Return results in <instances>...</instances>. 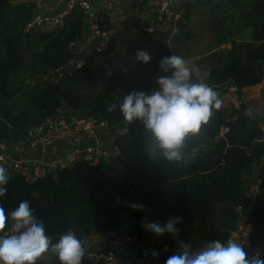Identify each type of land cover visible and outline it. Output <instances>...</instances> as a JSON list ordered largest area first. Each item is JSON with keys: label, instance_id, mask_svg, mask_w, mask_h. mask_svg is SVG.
Masks as SVG:
<instances>
[{"label": "trees", "instance_id": "1", "mask_svg": "<svg viewBox=\"0 0 264 264\" xmlns=\"http://www.w3.org/2000/svg\"><path fill=\"white\" fill-rule=\"evenodd\" d=\"M192 4L200 6L205 1L193 0L186 8ZM33 15L31 3L10 5L9 0H0V102L8 103L28 89V108L15 115L7 111L0 117V141L6 146L26 147L29 130L64 110L66 114L107 121L120 132L115 143L118 154L106 164L79 163L33 182L9 175L3 200L7 212L21 200H29L53 241L69 230L81 241L94 233L118 232L125 229L126 214L137 232L145 220L163 224L170 217L182 216L183 223L177 225L179 236L165 234L166 239L173 248H180L181 243L203 248L215 240L225 243L229 232L239 224V210H244L250 214L256 239L264 243V133L254 115L249 118L247 110L243 115L232 109V116L227 117L224 111L213 109L209 123L199 134L186 139L182 161L150 160L148 134L139 122L129 124L124 120L116 99L119 89L127 92L131 87L146 88L147 84L139 81L129 87L123 68L114 66L92 94L62 89L64 80L75 78L79 72L91 76L89 67L72 76H54L74 58L69 45L81 41L86 15L77 8L60 33H27L24 28ZM151 36L146 39L148 43ZM168 36H158L153 68L159 67L161 58L171 56ZM114 46L115 41H111L100 56H109ZM262 65L264 21L257 24L250 41H231L203 83L219 96L230 85L240 91L262 81ZM193 80L199 83L195 75ZM112 106L114 110L109 111ZM261 113L264 118V99ZM255 167L259 182L252 196L251 183L244 176ZM132 205H142L144 210ZM10 229L9 223L5 230ZM170 256L155 262L165 264ZM47 259L58 261L45 254L37 264H45Z\"/></svg>", "mask_w": 264, "mask_h": 264}, {"label": "clouds", "instance_id": "2", "mask_svg": "<svg viewBox=\"0 0 264 264\" xmlns=\"http://www.w3.org/2000/svg\"><path fill=\"white\" fill-rule=\"evenodd\" d=\"M152 56L137 51L136 60L150 63ZM161 75L152 91H132L120 99L119 110L129 124L139 122L148 134L147 153L150 160L164 159L180 162L184 159L182 148L186 139L200 133L207 125L213 109H220L222 101L217 91L207 83L194 82L193 74L198 71L190 67L178 55L166 56L159 60ZM115 106L108 110L113 111ZM253 117L251 109L245 113ZM9 174L0 166V264H37L47 254L59 264H82L86 250L76 232L69 230L56 241L47 234L45 221L41 219L29 200H21L10 213L3 206L7 196L6 185ZM133 208L144 210L142 205ZM182 216L170 217L165 223L145 222L144 230L157 237L170 234L178 237ZM11 230L6 231V225ZM154 258L158 251H152ZM165 264H264L259 254L248 257L242 244L234 240L222 243L219 240L208 243L202 250L193 251L190 245L181 243L180 251L168 257Z\"/></svg>", "mask_w": 264, "mask_h": 264}, {"label": "built area", "instance_id": "3", "mask_svg": "<svg viewBox=\"0 0 264 264\" xmlns=\"http://www.w3.org/2000/svg\"><path fill=\"white\" fill-rule=\"evenodd\" d=\"M64 0H56V4ZM141 2L142 0H138ZM178 1L186 3L188 0H160L159 9L156 15V25L143 27L142 30L150 33H167L172 37L177 31V26L181 19V14L176 9ZM208 1V0H202ZM79 8L87 15L89 14L90 3L88 0H67L64 11L54 16L35 14L25 25L24 31L27 33H60L66 26V20ZM111 32L108 29H100L98 24L92 23L90 27L89 39L98 37L99 40L92 49L97 54H102L111 40ZM81 42V41H80ZM71 43L69 49L74 54V58L69 62L70 69H66V74L79 70L84 66V62L79 58L78 44ZM60 71V70H59ZM164 75L157 71L147 89L133 88L127 92L117 90L116 99L120 102L125 95L132 91H152L155 90L156 80ZM112 126L105 120L96 117H83L73 114H66L61 110L57 115L46 119L39 126L29 130L26 141L28 147L36 149L41 154L37 157L17 156L11 157L4 154L1 149L4 144L0 141V166L5 167L9 175H17L27 182L51 175L60 169H71L74 165L84 163L88 166L109 163L115 154L111 149L106 148L102 143L97 142V138L105 133H110ZM223 129L222 132H225ZM114 132V131H113ZM58 137L68 139L73 137L76 141L88 140L86 145L78 143L70 146L63 154L56 155L47 160L42 157L51 148ZM257 190L254 189L252 196ZM253 199V197H251ZM239 224L237 228L229 232L227 240H234L242 244L248 257L259 254L264 259V243L256 239L255 229L250 214L247 211L239 210ZM148 222V221H147ZM11 230V229H10ZM8 230V231H10ZM91 240L92 238H97ZM86 250V255L82 258V264H106L113 262L116 264H148L156 259L167 255H174L180 248H173L165 235L157 237L146 232L144 227L140 232L127 231L125 229L118 232L99 233L82 240ZM158 251L159 257L154 258L152 251ZM45 264H59V261L47 259Z\"/></svg>", "mask_w": 264, "mask_h": 264}, {"label": "rangeland", "instance_id": "4", "mask_svg": "<svg viewBox=\"0 0 264 264\" xmlns=\"http://www.w3.org/2000/svg\"><path fill=\"white\" fill-rule=\"evenodd\" d=\"M14 1L10 0V5H14ZM262 4H264L263 0H212V3L206 2L200 6L192 4L189 8H186L187 5L185 10L184 8L179 9L182 20H180L175 34L168 38L170 55L181 56L190 67L195 66L198 71L193 75L196 76L199 82H204L210 69L217 64L218 58H222L225 51L230 48L231 41L238 43L250 41L257 24L264 21V7H259ZM115 33L113 36L118 35L117 38L120 42L118 43L119 50L115 54L117 63L114 64V61L110 60V56H107L110 58L109 61H106L102 56H98L97 60H102L101 64L105 65L103 68L99 63L95 66V57L85 58L88 67L92 70L90 73L92 76L85 73L82 78V74L79 72L75 78L64 80L62 89L72 93L92 94L95 91V86L113 70L114 65L123 68L129 87L139 81L147 82L150 76L153 77L159 71V67L153 68L151 66L153 57L148 64H142L136 60L137 51H145L151 56L153 55L156 51L157 37L150 44H146L137 28L130 33L128 31ZM116 42L117 40H115ZM112 56L114 57V55ZM80 57L82 58L81 53ZM212 57H214V60ZM261 72L263 78L258 85L241 89V92L227 87L228 89L222 91L219 98L222 101L220 110L224 111L227 117L232 116V109L241 112L243 115L246 110L251 109L258 127L264 133V118L261 113V102L264 99V65L261 66ZM87 79L89 80L85 82ZM30 83H34V81L31 80ZM261 85L263 87H260ZM130 89H133V87ZM261 89L263 91L260 93ZM27 92L28 89L26 88L23 93L12 101L8 103L0 102V117H3L7 111L15 115L28 108L26 102ZM233 116L236 117L237 115ZM115 142H119V140H115ZM13 146L15 145H5V150ZM117 149L116 146L113 151L116 152ZM257 175L258 167H255L244 176L251 183V195L252 191L258 187ZM123 219L129 221L128 215H124ZM125 225L127 223H124ZM131 229L134 231L133 228ZM99 237L92 238L90 241L99 239ZM203 248L194 247L192 249L193 251H200Z\"/></svg>", "mask_w": 264, "mask_h": 264}, {"label": "crops", "instance_id": "5", "mask_svg": "<svg viewBox=\"0 0 264 264\" xmlns=\"http://www.w3.org/2000/svg\"><path fill=\"white\" fill-rule=\"evenodd\" d=\"M88 1L90 3V7H94L95 10H94V13H89L85 17V22H84L85 25L83 28V33H82V38H81L82 48L80 49L78 47V49L80 50L79 58L82 59V61L84 62V68L86 66L88 67L86 59L93 58L91 56L92 54H90V53H92V52L95 53L93 50L90 53H86L87 44H88V41H90L88 37L90 36V27H91L92 23H96V24H98L99 27L108 29L112 34L111 35V41L117 40V42L115 43V46H114V51L112 53H110V55H109L111 59L108 57L105 58L106 61H109V59L113 60L114 64L117 63V59H116L115 54L119 50V44L118 43H120L119 39L117 38L118 35L113 36V34L115 32L119 33L121 31H128L130 33L133 29L137 28L141 37L144 39V42H146V44H150L151 42H153L156 37L158 39L159 33L148 34L145 31H143L142 28L156 25V15H157V12L159 9L160 0H142L141 2H139L138 0H88ZM14 2H15L14 5H18L20 3H31L34 5V15L35 14H40V15L44 14V15H48V16H54L58 13H61L62 11H64V9L66 8V5H67V0H64L58 4H56V0H15ZM186 6H187V2L184 3V2L178 1L176 4V9L180 13L179 9L184 8V10H185ZM181 20H182V18H181ZM150 35H153V36H151V39H150L151 42L148 43L146 39ZM156 42H157V40H156ZM80 53L82 54V58L80 57ZM88 55H90V56H88ZM112 55H114V57ZM83 56H84V58H83ZM99 56H100V54H99ZM97 57L98 56H95V58H96L95 66L98 63L101 64L103 62L102 60H100V61L97 60ZM101 66L104 68L105 65L101 64ZM66 72H67L66 69H64L60 74L55 72L54 76L60 77L64 73H65L64 75H67ZM91 72H92V70H91ZM95 75H97V74H95ZM83 76H84V74H82V78H83ZM151 78H152V76H150V79L147 82L142 81L143 84H147L146 88H148L150 86ZM88 80L89 79H87L85 82H87ZM251 87H253V86H251ZM260 87H263V85H261ZM146 88L143 87L141 89H146ZM246 88H250V87H246ZM229 89L237 91L236 87H234L232 85L229 86ZM262 91H263V89L260 90V93ZM261 104H262V102H261ZM113 136L114 135H111V134L101 135L97 138V142L102 143L108 149L114 150L115 149L114 144L116 143L115 142L116 138H114ZM89 142L90 141L85 140V139L80 140V141H76L73 137H69L68 139L58 137L55 140L53 146L51 148H49L48 151L42 155V157L44 159L49 160L56 155L65 153L70 146H72L76 143L83 146ZM1 151L4 154H8L11 157H13V156L17 157L18 155L19 156H26V157H31V156L37 157V156L41 155L38 150L32 149L30 147L29 148H23L21 146V144H15V146L10 147V149H8V150H5V146H4V148L1 149ZM124 222L127 223V225L124 226V228L126 230L129 231V229L133 228V225L130 221H124ZM97 234H99V233H94V234H92V236H96Z\"/></svg>", "mask_w": 264, "mask_h": 264}, {"label": "bare ground", "instance_id": "6", "mask_svg": "<svg viewBox=\"0 0 264 264\" xmlns=\"http://www.w3.org/2000/svg\"><path fill=\"white\" fill-rule=\"evenodd\" d=\"M208 1H210V0H208ZM208 1H205V2H208ZM147 33V32H146ZM148 34H150V33H148ZM160 34V33H159ZM168 38H171V37H169L168 36ZM89 40H91V39H89ZM111 41V40H110ZM109 44H110V42H109ZM109 44H108V46H107V48L109 47ZM78 47L81 49L82 48V45H81V42L78 44ZM106 50V49H105ZM95 54H97V53H95ZM97 55H99V54H97ZM69 63H68V65L67 66H65L64 68H62V69H60V71H63L64 69H70V67H71V65H70V67H69ZM69 67V68H68ZM84 68V66L81 68V69H79V70H76V71H73L72 73H70V74H68V75H70V76H72L73 74H75V73H77V72H79V71H81L82 69ZM59 72V71H58ZM147 89V88H146ZM118 103H120L119 101H117ZM113 128V127H112ZM114 131V132H113ZM120 132L119 131H117V130H115L114 128H113V130H111L110 131V133H105V134H111V135H114L113 137L114 138H116L117 137V134H119ZM23 148H29L28 147V144H27V146L26 147H23ZM116 148V147H115ZM63 154V153H62ZM115 156H116V154H115ZM114 156V157H115ZM113 157V158H114ZM112 161V160H111ZM110 161V162H111Z\"/></svg>", "mask_w": 264, "mask_h": 264}, {"label": "water", "instance_id": "7", "mask_svg": "<svg viewBox=\"0 0 264 264\" xmlns=\"http://www.w3.org/2000/svg\"><path fill=\"white\" fill-rule=\"evenodd\" d=\"M94 10H95L94 7H90L89 8V13H94ZM98 40H99V38L95 36L90 41H88L86 53H90L92 51V49L97 44ZM69 67H70V65H69ZM106 264H116V263L108 262ZM148 264H157V263L156 262H151V263H148Z\"/></svg>", "mask_w": 264, "mask_h": 264}]
</instances>
